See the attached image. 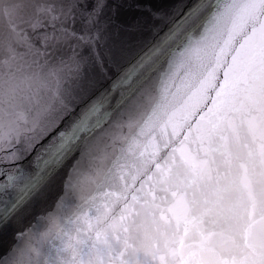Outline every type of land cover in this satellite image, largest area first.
<instances>
[{"label":"snow or ice","instance_id":"obj_1","mask_svg":"<svg viewBox=\"0 0 264 264\" xmlns=\"http://www.w3.org/2000/svg\"><path fill=\"white\" fill-rule=\"evenodd\" d=\"M73 8L79 21L53 15L50 25H34L37 55L70 39L91 64L71 104L57 94L60 110L43 135L29 130L21 99L40 97L51 81L25 73L12 49L0 60L9 67L0 70V264H264V121L248 122L241 59L264 79V0H86ZM236 8L250 35L227 58L230 40L212 53V87L201 77L161 90L181 49L194 36L205 45L222 34ZM117 117L126 121L123 143L101 168L100 134ZM88 176L93 191L74 195ZM44 211L62 221L38 239L34 222Z\"/></svg>","mask_w":264,"mask_h":264},{"label":"water","instance_id":"obj_2","mask_svg":"<svg viewBox=\"0 0 264 264\" xmlns=\"http://www.w3.org/2000/svg\"><path fill=\"white\" fill-rule=\"evenodd\" d=\"M77 2L84 4L86 0H0V60H7L9 49H12L18 58L22 57L25 61V73L35 71L51 81L50 87L41 90L40 97H32L29 100L30 93L22 94L21 111L28 115V128L29 130L34 128L37 136L43 135L60 110L61 106L55 100L57 94L63 97L65 104H71L79 83L78 77L83 74L85 66L90 71L91 64L78 60L79 49L77 44L70 39L62 41L55 50L51 48L47 51L40 50V54L37 55V31L34 25H37V21H39L37 27L50 25L53 15L60 17L58 22L71 21L73 15L79 21V9L73 8ZM43 9L51 11L45 12L42 11ZM250 27L251 22L241 15L239 8H236L226 18L222 34H217L214 38L210 37L205 45L198 43V36L192 37L185 48L181 49L184 56H178L172 68L167 70V75L163 77V83L160 85L161 90L165 87L175 90L174 86L183 88L189 80L201 77L206 80L205 87H212L213 81L206 76L205 72V66L212 59V53L218 47H222L224 41L230 40L225 56L226 58L231 56L232 49L239 50V46L250 35L248 31ZM112 35H115L114 28ZM23 37H28V41L26 42ZM28 43L33 45L31 51L28 48ZM241 59L244 69L243 108L251 125L258 121H264V79H257V69L246 56L242 55ZM0 70L7 73L9 67L0 64ZM12 70H15L14 66ZM111 76L112 72L107 71L106 77L110 78ZM57 79H59V85L56 83ZM153 99L154 97H145L142 103L150 104ZM125 123L123 117H117L113 122L115 126L110 125L100 134L101 141L97 148L95 163L99 164L101 168L107 164L117 149L116 142L123 143L124 134L120 126ZM135 123L138 121H131L129 126H135ZM106 145L109 146L108 151L105 150ZM93 188L94 182L91 176H88L76 185L74 195H86L93 191ZM61 221V215L49 216L47 211L41 212L34 222L36 237L43 238L50 231H55Z\"/></svg>","mask_w":264,"mask_h":264}]
</instances>
